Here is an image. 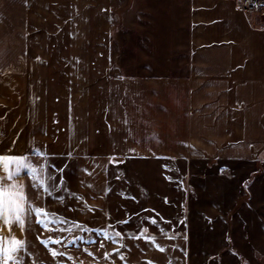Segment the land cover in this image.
<instances>
[{
    "label": "crops",
    "instance_id": "0c3cea01",
    "mask_svg": "<svg viewBox=\"0 0 264 264\" xmlns=\"http://www.w3.org/2000/svg\"><path fill=\"white\" fill-rule=\"evenodd\" d=\"M61 1L0 0V184L22 186L27 216L45 173L55 217L97 232L112 164L263 160L264 17L241 0ZM27 216L0 223L7 264Z\"/></svg>",
    "mask_w": 264,
    "mask_h": 264
},
{
    "label": "rangeland",
    "instance_id": "374dc122",
    "mask_svg": "<svg viewBox=\"0 0 264 264\" xmlns=\"http://www.w3.org/2000/svg\"><path fill=\"white\" fill-rule=\"evenodd\" d=\"M93 1L80 3L88 10ZM262 159H196L190 172L168 160L129 161V170L112 164L108 226L97 232L55 217L62 203L44 190L51 177L37 175L29 208L48 214L40 217L47 227L28 212L20 254L10 259L17 264H264Z\"/></svg>",
    "mask_w": 264,
    "mask_h": 264
},
{
    "label": "snow or ice",
    "instance_id": "6c2138e0",
    "mask_svg": "<svg viewBox=\"0 0 264 264\" xmlns=\"http://www.w3.org/2000/svg\"><path fill=\"white\" fill-rule=\"evenodd\" d=\"M10 159L14 158H5L0 157V166H3L7 168V165L4 163L5 161H8ZM7 179H12V174L9 172ZM12 190H16L14 195H9L7 198L5 197L6 192H10ZM13 206L14 209L12 212V218L9 219L5 216V205ZM25 203V196L23 195V188L22 186H16L12 185L11 189L5 188L2 184H0V223L11 225L12 223H15L18 227L23 228L25 224V219L27 216V212L24 210L22 205ZM35 212V215L37 217V223L41 224L42 227H47V221L45 219H41L40 217L47 216V213H41L39 210H32L31 208L28 209V212ZM45 245L48 244L47 241L42 242ZM21 249H16V252L18 253ZM160 251H164V249H158ZM54 257L57 255V253L52 252L51 253ZM91 255V254H89ZM6 253L2 246H0V259H5ZM19 259V257H17ZM105 259H107V255L105 256ZM123 259V257H121ZM12 264H17V261H13Z\"/></svg>",
    "mask_w": 264,
    "mask_h": 264
},
{
    "label": "built area",
    "instance_id": "2783aa9c",
    "mask_svg": "<svg viewBox=\"0 0 264 264\" xmlns=\"http://www.w3.org/2000/svg\"><path fill=\"white\" fill-rule=\"evenodd\" d=\"M241 6L247 14H257L264 17V0H241Z\"/></svg>",
    "mask_w": 264,
    "mask_h": 264
},
{
    "label": "water",
    "instance_id": "95a60500",
    "mask_svg": "<svg viewBox=\"0 0 264 264\" xmlns=\"http://www.w3.org/2000/svg\"><path fill=\"white\" fill-rule=\"evenodd\" d=\"M76 264H82V262H80V261H77V262H76Z\"/></svg>",
    "mask_w": 264,
    "mask_h": 264
}]
</instances>
